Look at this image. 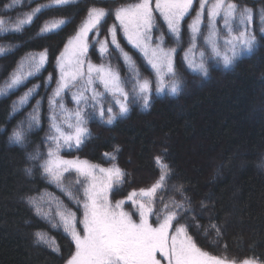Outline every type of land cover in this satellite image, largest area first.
<instances>
[{"label": "trees", "instance_id": "1", "mask_svg": "<svg viewBox=\"0 0 264 264\" xmlns=\"http://www.w3.org/2000/svg\"><path fill=\"white\" fill-rule=\"evenodd\" d=\"M130 0H76L64 8H43L31 25L20 32L0 33V46L11 51L0 56V87L28 54L48 50L45 67L23 85L6 95H0V264H66L74 252V244L64 232L58 213L82 209L69 199L65 190L76 196L78 185L72 183L75 173H65L62 187L37 170L31 176L25 169L32 165L30 153H46V138L50 134L48 98L56 87L58 71L56 58L86 17L88 7L115 8ZM253 10L252 29L260 35L258 13L264 0H237ZM10 0H0V9ZM50 0H22L7 11L6 23L47 5ZM195 7V6H194ZM194 15V13H193ZM67 21L60 29L40 35L41 26L48 21ZM187 21V18H186ZM114 17H107L101 27V39ZM158 27L166 31L162 20ZM185 34L176 54V72L184 81L179 96L157 97L150 109L134 106L127 117L113 125L99 120L88 124L90 137L79 148L62 149L65 159L87 160L108 168L113 164L125 173V182L114 188L113 201L124 199L133 190L148 188L159 179L156 157L170 166L172 177L162 191H158L156 210L164 203H183L187 211L181 213L197 246L210 256L228 257L241 261L250 256L264 257V41L249 55L243 54L234 65L225 69L210 61L213 67L208 78L191 73L183 60L188 47L187 22ZM122 45L137 60L145 76L154 79L151 70L120 36ZM169 45L172 41H168ZM204 48L203 38L198 42ZM94 63L110 62L122 78L128 76L123 61L113 52L106 59L90 51ZM51 75V81L48 77ZM35 87L27 105L12 115V105L29 88ZM75 89H73L74 91ZM110 100V97L108 98ZM40 102V124L29 133L25 148L8 140L13 127ZM65 106L72 110L71 92L63 96ZM119 148L117 159L110 161L105 153ZM178 188H182L183 195ZM42 198L40 203L47 218L37 216L27 197ZM125 210L135 212L125 204ZM138 219L137 217H134ZM155 220V217L152 218ZM79 230V227H78ZM43 232L58 251L47 244L37 243L36 232Z\"/></svg>", "mask_w": 264, "mask_h": 264}, {"label": "snow or ice", "instance_id": "2", "mask_svg": "<svg viewBox=\"0 0 264 264\" xmlns=\"http://www.w3.org/2000/svg\"><path fill=\"white\" fill-rule=\"evenodd\" d=\"M21 2L10 0L0 9V33L20 32L33 23L43 8H64L76 0H50L49 4L6 23L7 11ZM254 15L251 8L237 0H130L115 8L96 4L88 7L84 21L67 39L56 58L59 75L48 98L50 134L45 140L46 153H30L28 160L32 165L25 169L29 176L34 169L40 171L58 187H62L65 173H75L71 180L79 186L77 192L82 190V195L78 197L63 187L62 191H66L78 210L82 209L81 215L78 218L77 212L71 210L58 213L63 230L75 249L66 264H264V257L256 255L237 261L202 251L182 222L181 213L187 211L183 203L173 201L169 206L161 200L163 207L156 210L157 193L172 177L170 166L161 157H156L160 175L155 183L113 201L114 188L125 182L126 173L119 166L113 164L104 168L79 158L65 159L60 154L62 149H79L86 142L90 137L88 124L92 120L113 125L118 119L127 117L134 106L147 111L157 97L181 94L184 81L176 72L175 60L178 46L184 39L186 22L188 47L184 50L183 60L191 73L206 79L213 67L210 61L222 63L228 69L264 41V9L258 13L259 38L251 27ZM110 16L114 17V22L107 29V36L101 39V27ZM158 20L163 21L166 31L159 29ZM66 23L64 19L45 22L40 35L54 32ZM121 35L148 66L154 79L142 73L132 52L122 45ZM201 37L204 48L198 46ZM169 40L175 46L169 45ZM9 51L11 49L0 46V56ZM90 51L96 52L101 60L115 52L128 70V76L122 78L110 62L94 63ZM47 61V49L28 54L0 87V95L19 88L38 74ZM51 79L50 75L48 80ZM35 87L29 88L13 103L12 115L28 104ZM66 92H71L75 105L72 110L63 102ZM39 109L40 102L37 101L27 118L13 127L8 136L10 143L21 148L27 146L29 133L40 124ZM118 152L117 147L113 152L105 153V157L115 161ZM177 191L183 195L182 188ZM41 199L28 196L27 203L37 216L47 218ZM125 204H130L136 211H126ZM137 216L138 219L134 218ZM35 238L37 243L58 251L45 233L38 231Z\"/></svg>", "mask_w": 264, "mask_h": 264}, {"label": "rangeland", "instance_id": "3", "mask_svg": "<svg viewBox=\"0 0 264 264\" xmlns=\"http://www.w3.org/2000/svg\"><path fill=\"white\" fill-rule=\"evenodd\" d=\"M235 26V25H234ZM251 27H252V25H251ZM221 47L223 48V45L221 44ZM99 90H101L102 91V88L101 89H99ZM74 107H75V105H74ZM135 209V208H134ZM135 211H136V209H135ZM164 264H166V262H164Z\"/></svg>", "mask_w": 264, "mask_h": 264}]
</instances>
